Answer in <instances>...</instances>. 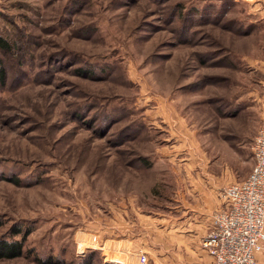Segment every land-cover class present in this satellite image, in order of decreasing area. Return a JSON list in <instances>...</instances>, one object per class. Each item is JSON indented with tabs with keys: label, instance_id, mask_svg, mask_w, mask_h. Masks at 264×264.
<instances>
[{
	"label": "rangeland",
	"instance_id": "1",
	"mask_svg": "<svg viewBox=\"0 0 264 264\" xmlns=\"http://www.w3.org/2000/svg\"><path fill=\"white\" fill-rule=\"evenodd\" d=\"M227 3L0 0V35L14 46L0 53V240L15 225L32 231L25 256L0 264H78L91 252L93 264H136L125 232L152 193L181 189L191 153L250 174L264 7ZM173 143L185 147L170 160Z\"/></svg>",
	"mask_w": 264,
	"mask_h": 264
},
{
	"label": "crops",
	"instance_id": "2",
	"mask_svg": "<svg viewBox=\"0 0 264 264\" xmlns=\"http://www.w3.org/2000/svg\"><path fill=\"white\" fill-rule=\"evenodd\" d=\"M255 4L264 7V0L250 5ZM184 147L170 144L167 157L174 160L173 152ZM189 156L193 157L182 163L181 189L152 193L155 200L150 208L138 213L132 230L125 232L137 249L150 253L152 264H213V257L202 244L212 228L213 214L223 207L222 191L248 177L237 179L223 175L222 171H213L204 156L200 155L199 160H194V152Z\"/></svg>",
	"mask_w": 264,
	"mask_h": 264
},
{
	"label": "built area",
	"instance_id": "3",
	"mask_svg": "<svg viewBox=\"0 0 264 264\" xmlns=\"http://www.w3.org/2000/svg\"><path fill=\"white\" fill-rule=\"evenodd\" d=\"M209 1L251 4L253 0ZM252 152L251 173L222 191L223 207L213 214L212 228L203 241L213 264H260L259 256L264 253V113ZM98 239L95 236L93 242ZM130 254L135 256L136 264L151 263L149 254L143 250Z\"/></svg>",
	"mask_w": 264,
	"mask_h": 264
},
{
	"label": "trees",
	"instance_id": "4",
	"mask_svg": "<svg viewBox=\"0 0 264 264\" xmlns=\"http://www.w3.org/2000/svg\"><path fill=\"white\" fill-rule=\"evenodd\" d=\"M227 3V2H226ZM235 2H229L231 4ZM14 50V46L10 41L0 35V53L8 54ZM8 80V72L3 63H0V83L6 85ZM149 165V164H148ZM252 171V170H251ZM251 173V172H250ZM10 180L15 185H20L21 181L15 177H10ZM4 227V221L0 220V229ZM30 228H25L22 225L13 226L9 233L0 240V262L6 260H15L25 256V244L27 238L31 235ZM21 239H17L18 237ZM96 256L95 252H91L87 258L78 264H93ZM38 264H51L52 262L42 263L40 259L35 258ZM52 264H59L58 262Z\"/></svg>",
	"mask_w": 264,
	"mask_h": 264
}]
</instances>
